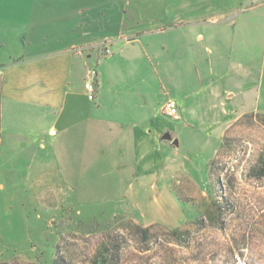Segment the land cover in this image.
Returning <instances> with one entry per match:
<instances>
[{"label": "crops", "instance_id": "1", "mask_svg": "<svg viewBox=\"0 0 264 264\" xmlns=\"http://www.w3.org/2000/svg\"><path fill=\"white\" fill-rule=\"evenodd\" d=\"M262 45L264 0H0V199L108 166L117 181L155 175L162 157L150 151L176 146L163 138L168 82L179 121L197 116V77L203 101L216 98L209 111L241 117L258 95Z\"/></svg>", "mask_w": 264, "mask_h": 264}, {"label": "rangeland", "instance_id": "2", "mask_svg": "<svg viewBox=\"0 0 264 264\" xmlns=\"http://www.w3.org/2000/svg\"><path fill=\"white\" fill-rule=\"evenodd\" d=\"M259 57L241 117L209 111L195 79L197 116L167 118L179 143L150 151L155 175L19 183L0 199V264H264V45ZM166 88L164 105L180 96Z\"/></svg>", "mask_w": 264, "mask_h": 264}, {"label": "built area", "instance_id": "3", "mask_svg": "<svg viewBox=\"0 0 264 264\" xmlns=\"http://www.w3.org/2000/svg\"><path fill=\"white\" fill-rule=\"evenodd\" d=\"M107 53L111 52L109 48H107ZM98 78V70L96 68L89 69L87 74V79L85 82V88L88 92V96L91 100H94L96 97V84ZM165 114L173 120L179 121L182 119V114L180 110V106L178 101L174 98L168 99V101L164 105Z\"/></svg>", "mask_w": 264, "mask_h": 264}, {"label": "water", "instance_id": "4", "mask_svg": "<svg viewBox=\"0 0 264 264\" xmlns=\"http://www.w3.org/2000/svg\"><path fill=\"white\" fill-rule=\"evenodd\" d=\"M163 138H164V139L171 140V139L173 138V136H172V134H171L170 132H167V133H165V134L163 135ZM174 142L178 144V140H177V139H175Z\"/></svg>", "mask_w": 264, "mask_h": 264}]
</instances>
